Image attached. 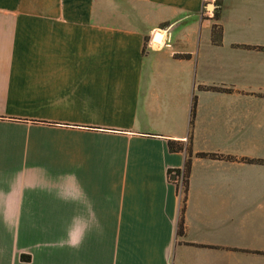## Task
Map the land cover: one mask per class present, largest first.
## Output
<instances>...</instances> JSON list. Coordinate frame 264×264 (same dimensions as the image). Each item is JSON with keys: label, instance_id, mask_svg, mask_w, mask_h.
Masks as SVG:
<instances>
[{"label": "crops", "instance_id": "crops-1", "mask_svg": "<svg viewBox=\"0 0 264 264\" xmlns=\"http://www.w3.org/2000/svg\"><path fill=\"white\" fill-rule=\"evenodd\" d=\"M0 264H264V0H0Z\"/></svg>", "mask_w": 264, "mask_h": 264}, {"label": "trees", "instance_id": "trees-1", "mask_svg": "<svg viewBox=\"0 0 264 264\" xmlns=\"http://www.w3.org/2000/svg\"><path fill=\"white\" fill-rule=\"evenodd\" d=\"M214 17H217V14H215ZM219 37H220V31H219V29L216 28V27H213V29H212V39L214 41H217ZM170 149L173 150V147H171V145H170ZM200 157H204V155H200ZM189 170H190V161L188 160L186 162L185 166H184V174H183L184 180L187 179L188 174H189ZM185 182L186 181H184V183ZM21 259H22V261H28L29 260L28 257H22Z\"/></svg>", "mask_w": 264, "mask_h": 264}, {"label": "built area", "instance_id": "built-area-1", "mask_svg": "<svg viewBox=\"0 0 264 264\" xmlns=\"http://www.w3.org/2000/svg\"><path fill=\"white\" fill-rule=\"evenodd\" d=\"M170 176H172L173 178H178V180H177V182L178 183H184V176L182 175V176H179V175H175V174H172V173H170Z\"/></svg>", "mask_w": 264, "mask_h": 264}, {"label": "bare ground", "instance_id": "bare-ground-1", "mask_svg": "<svg viewBox=\"0 0 264 264\" xmlns=\"http://www.w3.org/2000/svg\"><path fill=\"white\" fill-rule=\"evenodd\" d=\"M155 41H156L157 43H159V39H158L157 37L155 38Z\"/></svg>", "mask_w": 264, "mask_h": 264}, {"label": "water", "instance_id": "water-1", "mask_svg": "<svg viewBox=\"0 0 264 264\" xmlns=\"http://www.w3.org/2000/svg\"><path fill=\"white\" fill-rule=\"evenodd\" d=\"M157 36H158V35H157ZM157 36H156V37H157Z\"/></svg>", "mask_w": 264, "mask_h": 264}, {"label": "clouds", "instance_id": "clouds-1", "mask_svg": "<svg viewBox=\"0 0 264 264\" xmlns=\"http://www.w3.org/2000/svg\"><path fill=\"white\" fill-rule=\"evenodd\" d=\"M75 246V245H74Z\"/></svg>", "mask_w": 264, "mask_h": 264}]
</instances>
